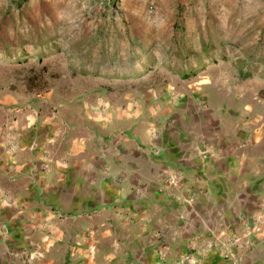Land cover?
Returning a JSON list of instances; mask_svg holds the SVG:
<instances>
[{
    "label": "crops",
    "instance_id": "1",
    "mask_svg": "<svg viewBox=\"0 0 264 264\" xmlns=\"http://www.w3.org/2000/svg\"><path fill=\"white\" fill-rule=\"evenodd\" d=\"M127 103L145 116L32 118L0 149V264H264L247 142L189 100Z\"/></svg>",
    "mask_w": 264,
    "mask_h": 264
},
{
    "label": "rangeland",
    "instance_id": "2",
    "mask_svg": "<svg viewBox=\"0 0 264 264\" xmlns=\"http://www.w3.org/2000/svg\"><path fill=\"white\" fill-rule=\"evenodd\" d=\"M148 94L215 116L264 186V0H0V149L32 118L145 116L127 101Z\"/></svg>",
    "mask_w": 264,
    "mask_h": 264
}]
</instances>
